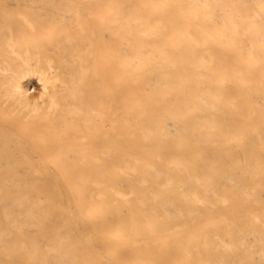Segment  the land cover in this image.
<instances>
[{
  "label": "bare ground",
  "instance_id": "6f19581e",
  "mask_svg": "<svg viewBox=\"0 0 264 264\" xmlns=\"http://www.w3.org/2000/svg\"><path fill=\"white\" fill-rule=\"evenodd\" d=\"M0 264H264V0H0Z\"/></svg>",
  "mask_w": 264,
  "mask_h": 264
},
{
  "label": "rangeland",
  "instance_id": "374dc122",
  "mask_svg": "<svg viewBox=\"0 0 264 264\" xmlns=\"http://www.w3.org/2000/svg\"><path fill=\"white\" fill-rule=\"evenodd\" d=\"M40 90V81L37 79H32V81L28 84V93L30 95H37Z\"/></svg>",
  "mask_w": 264,
  "mask_h": 264
}]
</instances>
